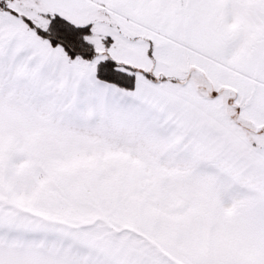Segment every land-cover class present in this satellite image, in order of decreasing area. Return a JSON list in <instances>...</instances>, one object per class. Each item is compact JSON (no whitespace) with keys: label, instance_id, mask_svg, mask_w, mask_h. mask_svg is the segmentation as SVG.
Returning a JSON list of instances; mask_svg holds the SVG:
<instances>
[{"label":"snow or ice","instance_id":"snow-or-ice-1","mask_svg":"<svg viewBox=\"0 0 264 264\" xmlns=\"http://www.w3.org/2000/svg\"><path fill=\"white\" fill-rule=\"evenodd\" d=\"M0 264H264V0H0Z\"/></svg>","mask_w":264,"mask_h":264}]
</instances>
